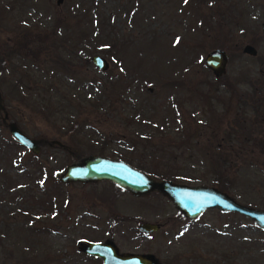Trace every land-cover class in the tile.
<instances>
[{"label":"rangeland","instance_id":"obj_1","mask_svg":"<svg viewBox=\"0 0 264 264\" xmlns=\"http://www.w3.org/2000/svg\"><path fill=\"white\" fill-rule=\"evenodd\" d=\"M262 23L264 0H61L58 4L55 0H0L1 42L13 51L18 42L32 52L44 47L47 52H39L40 60L57 51L68 59L66 55L72 52L78 77L93 80L85 86L91 100L82 90L79 94L93 102L97 95L109 94L108 102H99L97 108L78 97L84 109L80 115L75 111L74 116L65 115L70 111L67 106L59 114L57 102L46 113L41 107H21L12 99L8 105L3 102L7 119L2 120L0 110V138L11 146L9 150L0 146V264H100L99 259L78 250V243L105 240L112 241L118 252L150 253L157 264H264V230L237 213L212 208L188 220L157 191L132 196L108 181L63 185L53 176L64 165L96 153L143 172L167 176L145 172L154 179L215 187L242 205L264 210ZM71 28L76 32L78 28L90 29L82 44L72 45L77 34ZM94 28L96 34L91 35ZM52 30L53 40L36 39ZM246 44L255 49L254 56L242 52ZM214 48L223 49L227 56L225 70L217 77L203 65L205 54ZM21 53L15 52L14 61L9 62L10 67L15 64L11 75L24 71L39 74L36 66L57 65L38 59L31 62L32 57L23 58ZM94 54L108 62L104 71L89 61ZM22 59L27 60L24 68L19 65ZM4 74L10 77L7 71ZM42 77L49 79L47 73ZM64 78L70 80V76ZM60 79L63 82V77ZM108 81L112 88L107 87ZM50 83L54 89L60 87L56 76ZM76 85L84 89L83 83ZM133 86L142 89L130 103L139 114L137 119L130 115L126 99ZM125 100L126 106L122 104ZM32 103L40 105L36 98ZM65 120L87 126L67 132L63 128L70 124ZM237 120L246 123L249 141L237 137L213 148L224 137L222 129L229 130ZM8 123L35 140L38 152L16 146ZM163 123V132L148 128ZM193 124L201 135L205 126L212 127L210 147L225 183L215 182L217 175L210 171L208 156L200 154L199 158L194 152V158L186 159L184 150H169L168 137L181 133L184 125L190 131ZM134 131L151 133L154 142L164 140L169 153H161V159L134 153L130 134ZM101 138L108 143L97 142ZM51 140L61 145L49 144ZM197 141L201 142L202 136ZM14 156H21L22 162L32 157L39 161L44 170L42 187L32 188V177L20 174L19 167L12 165ZM34 176L39 177L37 173ZM181 176H189L191 182ZM43 188L51 195L47 194V199V195L41 196ZM141 222L157 228L145 238L137 230Z\"/></svg>","mask_w":264,"mask_h":264},{"label":"trees","instance_id":"obj_2","mask_svg":"<svg viewBox=\"0 0 264 264\" xmlns=\"http://www.w3.org/2000/svg\"><path fill=\"white\" fill-rule=\"evenodd\" d=\"M19 7L21 10V5L19 3ZM18 7V9H19ZM18 11V10H17ZM20 13V12H18ZM91 21L94 22V20L92 19ZM75 23H81V21L79 22V19H75ZM90 30V29H89ZM89 30L85 31L82 30L81 28H78V32H76L73 28H71V32L74 31L77 34V40L74 38V44H72L73 46L79 44H82V41L85 40L86 36L88 37L89 34ZM70 31H68V37L70 38ZM44 34V38L41 37H37L36 39L38 41H45V40H53V30L50 31L49 33H43ZM96 34V29H93V32H91V35H95ZM16 42H18L16 40ZM54 50L57 49V45L54 44ZM72 49H74L72 47ZM29 50L28 48H23L22 45H20V42H18L17 48L14 49V51L11 48H8L5 43L0 41V51L3 52L2 57H0V95H1V99H2V104H9V99L15 100L19 106L21 107H27L30 109H37L38 107L42 108L43 113L48 112L49 108L55 103L59 105V110L61 111L59 114L62 115V112L64 111L65 108L68 107V109L70 111H67L65 113V115H72L74 116L75 111L78 112V114L80 115V112H82V110L84 109L82 104L78 101V97L80 98V101L85 102V104H89L91 107H96L98 103H107L109 100V94H106L103 96L97 95L96 96V101H89L91 93L90 91L85 89L86 86V82L89 85H92L93 80H87L88 76H81L78 77V74L75 70V64H74V57L71 56L72 52H70V55H66L68 56V59H64L65 57H61V54L57 51L56 54H53V56H57V57H53V56H49L46 60L41 59L40 60V56L41 54L39 53L40 51H46V48H42V47H38L37 50L35 52L32 51H27ZM22 52V57L24 58V56H30L32 57V60H30L31 62H35V59H38L39 61H41L43 64L47 63V62H54L57 65L55 66H51V67H46L43 66L41 69L37 68L36 66V70L39 74H33L30 72H26L25 73H19L17 75H11V71H12V67L15 66L14 63H12V67L9 66V62L14 61L13 55H15V52ZM52 53V52H51ZM63 56V55H62ZM34 60V61H33ZM26 62H24V59H22L19 62V65H24L27 64V60H25ZM37 64V63H36ZM56 66H58L59 68H56ZM73 68H72V67ZM41 70V71H40ZM7 71L8 74L10 75V77H6V74H4V72ZM13 72H15L13 70ZM41 72H45L44 74L47 73V76L49 77V79L42 77L44 74H42ZM42 75V76H41ZM56 76V83H58L60 85V87L58 89H54V86L51 85V79L54 78ZM64 76H70V80H66L64 78ZM60 77H63V82L62 81H58L57 79L61 80ZM77 83H83L84 89L78 88L76 87ZM32 85V87H27L26 85ZM109 84L107 87H113L112 83L108 81ZM38 85V86H37ZM82 86V85H81ZM88 87V86H86ZM56 90V91H55ZM82 90V92L84 93V97H82L79 93ZM133 91H131L130 93V97L129 94L127 93V102H129V108L131 107V112L130 115L134 116V118H138L139 114L137 112L134 111V108H132L131 106V102L133 100H136V92H140V94L142 93V89H137V87L132 88ZM253 93H256V90L253 89ZM37 99L40 102V105L37 104H33L32 100L33 99ZM58 98V101L56 100ZM4 102V103H3ZM59 102V103H58ZM126 100L124 102H122L123 105H127ZM241 104H246L244 102V100L240 101ZM135 104V103H134ZM67 106V107H66ZM100 106V105H99ZM243 107H246V105H243ZM210 108V107H209ZM55 112V110H53V113ZM193 117V115H192ZM49 118V117H48ZM71 122H68L67 120H65L66 125L70 124L69 127L65 126L63 129H65L67 132H69L70 130H76L77 128H80V131L82 128H84L87 125H80L78 123H76L75 121L70 120ZM132 121H136L135 119H132ZM64 123V122H63ZM140 125H136L135 127H138ZM133 127V126H132ZM162 127H166V123H163L161 126H156V124H152L151 126H149V129H159L160 132L165 131L164 128ZM207 127V129L204 128L203 133L201 135L202 131H198L197 126H195V124H193V127L191 128L190 131L187 130L186 125L181 126L180 127V132L178 133L176 136L174 137H168V144H169V150L172 148H174V150H184L186 155L185 157L188 155V158L186 159H191L194 158V152H197L198 157L200 158V154H203L204 157L208 156L209 158L206 157V160H208V162L210 163V165L212 164V168H210V171L212 172L213 175H217L214 177L215 182L217 183H225L226 181L224 180V178L222 179L221 177H219V170L217 169V167L215 166V163H217V165L219 166V160L217 158H213V156H215L216 154L214 152H212L211 150V143H210V137L213 136L212 133V127L211 126H205ZM216 128L222 129V126H218ZM247 125L246 123L241 122L240 120H237L234 122V126H229V130H223L222 132L224 137H222L221 139L219 138L216 141V144L213 146V148H219V144L222 142H224L225 140L229 143H231V141H233L234 139L236 140V138L238 137L239 139H241V141H249L250 138V134L247 132ZM63 130V134H66ZM152 133H154V131H152ZM70 134V133H68ZM131 137L133 138V144L131 149L134 147L136 149L134 153H137L138 155L143 156L145 159H161L162 157H164L162 154H166L169 153L168 151H165L164 149V145L165 142L164 140H155V142L153 141V135L150 133L149 135H147L145 132L142 131H134L131 132ZM202 136V141L199 142L197 141V138H200ZM91 139V138H90ZM161 139V138H160ZM14 140V139H13ZM253 140V139H252ZM107 140H105L104 138H101V141H97L100 144H105ZM205 142H207L209 145H206ZM16 143V142H15ZM108 143V141H107ZM0 146L5 147L6 150H9L11 144L10 141L8 142L6 139L0 138ZM16 146H19L18 143H16ZM21 146V145H20ZM194 147H196L197 151L194 150ZM178 151V152H179ZM8 152V151H7ZM175 152H171L170 154L174 155V154H178ZM101 153V152H100ZM162 153V154H161ZM174 155V156H176ZM34 156V155H33ZM12 165L14 166H18V170L20 171V174H24L27 175L30 178V181L32 182V188H34V186L36 188L42 187V182L40 180V178H42L44 176V170L41 167V164L37 163V160L35 157L29 158L28 161L26 162H22L21 161V156H14L13 159H11ZM19 162H21V164H19ZM19 164V165H18ZM209 168V167H208ZM142 169V168H140ZM145 172H150L156 175H160V177H165L167 178L166 175L164 174H160L157 172H151L149 170L146 171V169H144ZM37 173L39 175L38 179L35 178L34 174ZM34 176V177H33ZM178 177V176H177ZM181 178H183V180H185V182H191L190 177L189 176H181ZM189 178V179H188ZM171 180V179H170ZM183 180H181L183 182ZM174 181H178L176 179H174ZM7 181L2 182L3 184H5ZM34 185V186H33ZM35 188V189H36ZM37 190V189H36ZM50 195V193L48 192V190H46L45 188L41 189V196L43 195ZM48 195L46 197V199L48 198ZM33 197L37 198V194H33Z\"/></svg>","mask_w":264,"mask_h":264},{"label":"water","instance_id":"obj_3","mask_svg":"<svg viewBox=\"0 0 264 264\" xmlns=\"http://www.w3.org/2000/svg\"><path fill=\"white\" fill-rule=\"evenodd\" d=\"M60 2L61 0H55L56 4ZM260 28L264 32V23L260 25ZM242 52L251 56L256 53L255 49L248 44L242 47ZM89 61L101 72L108 67V62L96 54L91 55ZM226 61L225 51L221 48H214L205 54L203 65L214 77H217L224 72ZM0 110L2 111V120L5 121L7 114L4 111L1 95ZM7 129L16 143L32 153L38 152L35 140L25 136L10 123L7 124ZM49 144L61 145L57 140H51ZM53 176L63 185L108 181L132 196H141L157 191L169 199L176 211L188 220L195 219L204 210L214 208L221 212L237 213L252 221L257 228L264 230V210L242 205L215 187L204 184L186 185L170 180L154 179L120 159L105 155L88 153L76 161L64 165L60 171L54 172ZM156 228V224L147 222L137 226V229L142 233L152 232ZM78 250L87 255L99 257L101 264H157L153 255L149 253L118 252L110 240L79 242Z\"/></svg>","mask_w":264,"mask_h":264},{"label":"flooded vegetation","instance_id":"obj_4","mask_svg":"<svg viewBox=\"0 0 264 264\" xmlns=\"http://www.w3.org/2000/svg\"><path fill=\"white\" fill-rule=\"evenodd\" d=\"M142 223V222H141ZM140 223H138V225H139ZM137 225V226H138ZM138 230V229H137ZM138 232L140 233V234H142V236L143 237H148V235H151V234H149L150 232H148V233H142V232H140L139 230H138ZM150 237V236H149ZM136 253H147V252H143V251H135ZM87 256H89V255H87ZM91 257V256H90ZM97 259H99V258H97Z\"/></svg>","mask_w":264,"mask_h":264},{"label":"snow or ice","instance_id":"obj_5","mask_svg":"<svg viewBox=\"0 0 264 264\" xmlns=\"http://www.w3.org/2000/svg\"><path fill=\"white\" fill-rule=\"evenodd\" d=\"M188 2V0H185V3H187ZM179 42V38L177 39V43Z\"/></svg>","mask_w":264,"mask_h":264}]
</instances>
